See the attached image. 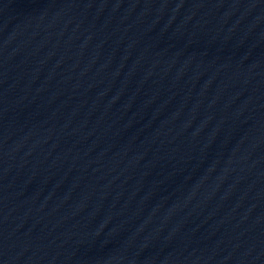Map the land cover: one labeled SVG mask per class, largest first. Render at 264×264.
I'll list each match as a JSON object with an SVG mask.
<instances>
[{
  "label": "water",
  "instance_id": "obj_1",
  "mask_svg": "<svg viewBox=\"0 0 264 264\" xmlns=\"http://www.w3.org/2000/svg\"><path fill=\"white\" fill-rule=\"evenodd\" d=\"M0 264H264V0H0Z\"/></svg>",
  "mask_w": 264,
  "mask_h": 264
}]
</instances>
